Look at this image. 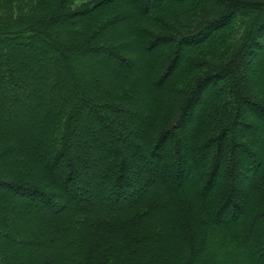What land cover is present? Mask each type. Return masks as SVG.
<instances>
[{
  "label": "trees",
  "instance_id": "trees-1",
  "mask_svg": "<svg viewBox=\"0 0 264 264\" xmlns=\"http://www.w3.org/2000/svg\"><path fill=\"white\" fill-rule=\"evenodd\" d=\"M66 3L0 1V245L16 248L0 264H264V0ZM19 45L49 46L72 87L49 72L48 94L21 91ZM126 103L151 118L129 131ZM9 106L26 111L5 121ZM83 108L103 174L67 159Z\"/></svg>",
  "mask_w": 264,
  "mask_h": 264
},
{
  "label": "rangeland",
  "instance_id": "rangeland-1",
  "mask_svg": "<svg viewBox=\"0 0 264 264\" xmlns=\"http://www.w3.org/2000/svg\"><path fill=\"white\" fill-rule=\"evenodd\" d=\"M2 3V7L5 11H11L13 13H15V11L17 10V6L18 8H20V12H23L22 10H24L26 7L28 8L30 5H34V3L37 2V0H0ZM20 1V3H19ZM98 1L99 0H67V3L65 4L66 10L71 13H76L77 15H81L82 12H90L91 7H95V10L97 11L98 9L101 11H104V8H98ZM31 16V15H28ZM132 25V23H127L124 24L122 26H119V28H116L115 30H119L121 32H123V30H127L130 26ZM121 33L118 35L120 36ZM54 41H56V43L62 45L63 43L61 42V40H56L54 39ZM21 47H17V51L16 54L14 55V60L16 62V66L17 64H19L21 66V68L24 70V72L26 73L25 78L20 81V85L19 88L21 91L25 92L27 90L29 91H33L37 94H42L47 92L48 94V88L50 87L49 85V81L48 80V76L46 75V73L50 74H57L60 78L59 81L60 82H64L66 78H68V81L70 82V78L68 77V75H66L64 73V70H62V65L56 60V57L54 59V56H56L55 54H49V59L48 60H40L38 53L41 54V52H45V53H51V48L49 46H45V45H39L38 46V51L36 52H32V50L30 48L24 47L22 45H19ZM185 47L180 48V50L178 51L179 56H183L184 55V50ZM37 53V55H36ZM252 60H253V64L251 65V71H253V73L258 74V72H260V70H262L263 67H261V63H259V58H261L262 60L264 59V50L263 48H258L256 50H254V52H252ZM18 56V57H17ZM33 58V59H32ZM33 61H35V63H32ZM108 62L106 61V59L104 58H100V57H95V58H89L87 59V66L90 68H93V70H95V65L100 66V67H109L108 66ZM86 66V68H87ZM84 70L83 74L81 76L84 77V75L86 74L87 70ZM113 72H115L117 69L122 70L121 67L115 68L114 69L112 67H109ZM39 71V73H38ZM46 71V72H45ZM123 71V70H122ZM264 71V69L262 70ZM35 72V73H34ZM80 76V73H76L74 74V76ZM254 77V75H252ZM27 77V78H26ZM96 77V75H95ZM83 80V79H82ZM71 87L73 82H70ZM30 88V89H29ZM3 94V89H1L0 95L2 96ZM36 97V96H35ZM38 99H40L39 97L36 98L35 100L32 101L33 105H39L40 103H42V101H38ZM63 99V97L59 98L58 97V102H57V106L58 103L61 102ZM31 100V99H30ZM30 100L27 98L26 100V104L31 105ZM46 103V102H45ZM47 105L44 106V111H46V107ZM20 108H18V111L14 112L13 111V106H9L8 108H6L8 111L5 115L4 120L5 121H9V119L14 116L16 117L20 112H24L26 111V109H24V106H19ZM36 107V106H35ZM126 107L132 112L130 117V126H127L128 130L131 131L132 130V123L133 122H138L140 119L142 121H148L151 116L146 113L145 111L140 110V107L138 105H134L132 103H126ZM34 108V107H32ZM36 110V109H34ZM32 112V111H31ZM30 112V113H31ZM29 113V114H30ZM34 113V111H33ZM41 113V112H39ZM27 114L26 116H18L17 117V122L14 123L13 128H15L14 130H17L18 127L19 129H21L23 131V129L25 127H27L28 122H31L30 120H32L30 117H28ZM32 114V113H31ZM130 114V113H129ZM133 114V115H132ZM42 115V114H41ZM41 115H39V117H41ZM35 116V115H33ZM86 117H88L87 115V109H82L79 112V116H78V120L74 123L75 127L72 128V136L69 138V154L67 155V159L71 160L73 162H76L81 168V166H86V168H92L93 171L96 174H103L104 173V167H107L108 164H96L97 166H94V164L92 163V161H90L93 157H99L100 153L96 152L93 153L92 149L89 148L91 146H98V144H100V142L98 140H96V138L94 137L97 136L95 133L92 135L87 134L85 132L87 131H92V127H90V122L88 121V119H86ZM13 119V117H12ZM40 121V120H39ZM33 122V120H32ZM123 122V121H122ZM132 122V123H131ZM17 127V128H16ZM131 128V129H130ZM71 130V127H70ZM86 149V150H85ZM108 150V149H107ZM50 155V154H49ZM92 155V156H91ZM66 160V159H65ZM63 160V161H65ZM88 161V163H87ZM64 162H62L58 167L55 168V173L54 175H60L62 174V166H63ZM101 171V172H100ZM160 189V188H159ZM158 189V190H159ZM18 219H21V217H18ZM17 219V220H18ZM259 233V232H258ZM256 234L255 235V231L252 234V239H253V243L258 244V242L263 238V235L261 234ZM258 250H260V253L262 255H264V246H257ZM0 250L1 251H6L7 253L11 254L12 252L16 251V248H14L13 246H9L8 244H4L2 243L0 245ZM53 249L49 250L47 254V257H49V259L51 258V260L54 262V257H53ZM259 253V254H260ZM46 255H38L37 254V258H39V260H43L44 257Z\"/></svg>",
  "mask_w": 264,
  "mask_h": 264
}]
</instances>
